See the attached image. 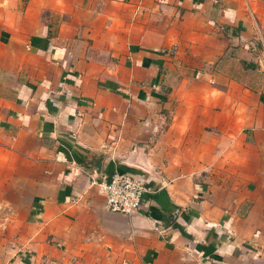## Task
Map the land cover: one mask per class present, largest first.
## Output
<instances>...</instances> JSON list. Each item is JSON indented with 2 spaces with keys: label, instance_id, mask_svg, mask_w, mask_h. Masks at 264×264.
Returning a JSON list of instances; mask_svg holds the SVG:
<instances>
[{
  "label": "crops",
  "instance_id": "0c3cea01",
  "mask_svg": "<svg viewBox=\"0 0 264 264\" xmlns=\"http://www.w3.org/2000/svg\"><path fill=\"white\" fill-rule=\"evenodd\" d=\"M0 264H264V0H0Z\"/></svg>",
  "mask_w": 264,
  "mask_h": 264
},
{
  "label": "built area",
  "instance_id": "2783aa9c",
  "mask_svg": "<svg viewBox=\"0 0 264 264\" xmlns=\"http://www.w3.org/2000/svg\"><path fill=\"white\" fill-rule=\"evenodd\" d=\"M96 184L105 197L106 207L125 214L137 212L142 196L148 191L144 178L125 171H115Z\"/></svg>",
  "mask_w": 264,
  "mask_h": 264
}]
</instances>
